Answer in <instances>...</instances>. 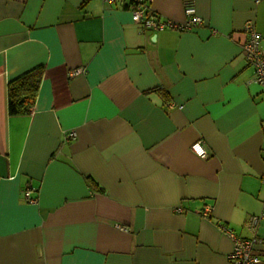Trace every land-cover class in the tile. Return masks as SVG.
I'll list each match as a JSON object with an SVG mask.
<instances>
[{
    "label": "crops",
    "instance_id": "obj_1",
    "mask_svg": "<svg viewBox=\"0 0 264 264\" xmlns=\"http://www.w3.org/2000/svg\"><path fill=\"white\" fill-rule=\"evenodd\" d=\"M130 2L0 0V264H232L225 229L264 261V95L243 50L253 23L264 53V0H150L177 25L194 5L185 31L143 29ZM39 67L10 115L9 83Z\"/></svg>",
    "mask_w": 264,
    "mask_h": 264
},
{
    "label": "built area",
    "instance_id": "obj_2",
    "mask_svg": "<svg viewBox=\"0 0 264 264\" xmlns=\"http://www.w3.org/2000/svg\"><path fill=\"white\" fill-rule=\"evenodd\" d=\"M129 9L132 14L134 23L140 25L145 30H164L174 28L181 31L190 30L193 27L202 24L201 18L196 13V8L192 4L185 5V14L188 17L184 25H177L171 21H162L157 14L153 13L150 8V0H131ZM247 41L243 45V50L249 65L254 68L256 82L263 88L264 95V53L261 49V35L256 31L255 25L249 23L246 25ZM74 139L76 134L70 133L67 136ZM192 151L199 157L205 159L208 154L202 142H196L191 147ZM26 199L35 203L30 197L29 191L25 192ZM209 213L207 210L206 214ZM261 220H264V212L261 216H254L251 224L256 227ZM225 232L233 239L234 249L228 259L232 264H264L261 256L256 254L255 246L262 241L255 239L242 238L234 234L232 231L225 229Z\"/></svg>",
    "mask_w": 264,
    "mask_h": 264
},
{
    "label": "trees",
    "instance_id": "obj_3",
    "mask_svg": "<svg viewBox=\"0 0 264 264\" xmlns=\"http://www.w3.org/2000/svg\"><path fill=\"white\" fill-rule=\"evenodd\" d=\"M43 68L39 67L12 80L8 88L10 115L29 114L35 105Z\"/></svg>",
    "mask_w": 264,
    "mask_h": 264
}]
</instances>
